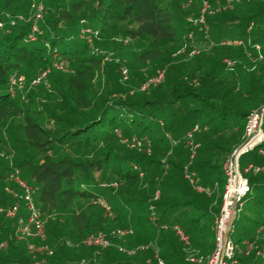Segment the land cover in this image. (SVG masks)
Listing matches in <instances>:
<instances>
[{"label":"trees","instance_id":"16d2710c","mask_svg":"<svg viewBox=\"0 0 264 264\" xmlns=\"http://www.w3.org/2000/svg\"><path fill=\"white\" fill-rule=\"evenodd\" d=\"M35 1L44 2L45 15L32 39ZM225 1L210 0L208 35L201 23L190 19L200 14L201 0L184 11L185 28L195 37L184 41L166 0H0V148L6 144L3 125L9 115L22 110L24 133L13 146L25 152L17 164L34 188L46 233L44 239L30 240L54 248L52 254L34 252L29 240L18 238V218L26 216L27 209L7 189V183L13 189L21 187L6 180L11 169L1 159L0 205L18 204L19 211L14 216L0 214V264H159L155 244L165 264H194L186 247L206 254L214 249L213 223L226 181L223 162L244 141L253 107L264 106V47L261 57L254 46L264 43V0H234L217 8ZM234 7L241 14L232 12ZM86 19L94 29L93 38L102 45L109 46V41L121 36L143 40L139 56L125 64L128 81L139 91L123 85L119 63L89 52L86 39L78 36ZM235 26L243 27L240 33L232 32ZM226 38H241L244 43H224ZM186 42L188 52L194 44L200 50L193 55L178 52ZM54 52L68 60V67L54 65ZM35 64L39 74L50 66L56 72L53 91L48 92L56 102L51 109L54 127H48L34 107L24 109L21 97H14L8 88L14 74L28 73L26 81L31 83L38 73L31 76L28 69ZM142 65L147 72L143 67L140 71ZM163 68L162 81L140 88ZM98 77L103 78L99 85ZM112 88H122L126 95L112 99L108 96ZM196 124L199 128L194 130ZM10 127L11 133L16 126ZM189 131H194L199 143L193 158ZM132 137L142 138L143 144L131 145ZM263 150L264 140L241 154V168L264 164ZM38 155L42 161L33 164L31 159ZM245 174L251 191L244 196L243 206L251 204L257 213L239 215L242 206L234 223L246 220L258 231L248 238L245 249L237 248L236 264H264V229L260 230L264 170ZM216 185L218 194L210 195L206 188ZM175 224L189 235V244ZM120 227H132L133 232L114 233ZM101 232L112 239L110 246L85 241Z\"/></svg>","mask_w":264,"mask_h":264},{"label":"built area","instance_id":"2783aa9c","mask_svg":"<svg viewBox=\"0 0 264 264\" xmlns=\"http://www.w3.org/2000/svg\"><path fill=\"white\" fill-rule=\"evenodd\" d=\"M234 0H226L225 3L219 2L217 8H225ZM192 2V0H189ZM210 0H201V9L200 14L197 17H191L190 19L195 23H201L203 25V29L208 35L209 24L206 21V15L210 8ZM33 6L35 7L34 12V24H33V31L31 33V38L36 39L35 31H39V20L44 16L45 4L43 1L34 2ZM22 18V15H20ZM15 22V19L12 20ZM83 30H90V27H87ZM189 38L195 39L193 31L188 34ZM88 38L91 40L92 38L88 35ZM89 41V40H88ZM210 44H213L211 39L209 40ZM224 43H234V44H243V39H228L223 40ZM188 46V42H186L181 48L178 49V52H182V50H186ZM256 49L262 50V43L257 42L254 44ZM200 50L199 46L196 44L193 45L192 49L189 52V55H193L194 53ZM260 56L262 57V52H259ZM56 58L53 60L55 66L63 68L62 64L58 63L57 55L58 52L54 54ZM229 63V59H227ZM49 68L44 69L41 74H39L35 79L34 82L40 81L42 78L46 76L48 73ZM122 75L124 79H128L130 76L129 68L127 65H122L121 67ZM166 69L163 68L159 70L156 74L150 76L147 80H145L140 88L147 89L151 84H157L158 82L162 81L165 78ZM13 80L15 83H22L24 81V77L21 75H13ZM264 106L257 107L253 109L247 118L246 123V133H245V140L238 146L234 148L225 158L223 162V168L226 175V181L224 183L223 191H222V205L219 212L215 215L214 220V229H215V240L216 244L214 249L208 254H202L201 252H191L188 256L189 260L193 261L194 264H236L237 257V244L233 241L231 237V231L234 225V219L237 213L242 209L243 206V198L244 196L251 191V185L249 182L248 177L246 176L245 172L249 170H254L256 172H260L264 170V164H255L250 163L248 166L244 168V170L240 166V156L241 154L252 150L257 145H259L264 140ZM199 128V124L194 126V130ZM194 131L188 132V142L191 148V158H193L196 154L197 147L199 146L198 142H195L193 136ZM127 140V138H126ZM143 144V139L139 137H132L131 145L133 146H141ZM262 150V149H261ZM264 151V150H263ZM190 176V173H187ZM9 179L11 181H16L21 190L13 189L10 185L7 186V189L12 191L17 197L22 199L25 202L27 215L20 214L18 218V224L16 227V234L18 238H24L29 240V248L32 251H43L47 252L48 254H52L54 252V248L51 247L49 244L41 242L36 244L35 242L31 241L30 239L40 236L43 239L46 237L45 228H44V220L41 216V210L39 206L35 203L33 198V191L34 188L30 185L21 175V171L18 168H15L11 171L9 175ZM193 180V177H192ZM106 184V183H104ZM203 188V187H200ZM207 191L209 190L206 189ZM159 191H157L156 197L158 196ZM107 209L111 211V207L106 205ZM152 212L151 217L155 218V210L154 205H151ZM19 205L16 204L14 206H1L0 213L5 212L7 215L14 216L18 215ZM234 216L233 222L231 223V219ZM164 227H168L167 224H163ZM177 232L180 234L181 238L184 240L186 244L190 243L189 235L183 230V228L179 224L174 225ZM264 229V223L261 224L260 230ZM133 232L132 227L126 228H118L114 230V233L118 235H126ZM86 242L100 246V247H108L113 242L110 236L107 233L101 232L98 234H93L88 236L85 239ZM146 245H142L145 247ZM149 246V245H147ZM123 248V247H122ZM133 252L134 250H129ZM154 256L159 264H165V259L160 255V248L159 245H154ZM151 260V258L149 259ZM39 261H36L35 264H38Z\"/></svg>","mask_w":264,"mask_h":264},{"label":"rangeland","instance_id":"374dc122","mask_svg":"<svg viewBox=\"0 0 264 264\" xmlns=\"http://www.w3.org/2000/svg\"><path fill=\"white\" fill-rule=\"evenodd\" d=\"M199 1L200 0H194L192 2H189V0H176V2H174L173 0H166V3L172 8V10L175 13V25L177 26L179 34L182 37H184V41L188 40L189 37H188V32L185 28L186 25H185V21L182 17V13L184 11H188V10L194 8L195 4L198 3ZM175 3H176V6L174 7ZM232 12H237V13L239 12L240 13L241 11L234 7ZM44 15H45V11H44ZM82 23H84V25L81 26L79 33H78V36H80L82 39H86V41L88 43V47H89V52H91L93 54H97L99 56H103L105 61H109V62L114 61V62L119 63V71H121L122 65L127 64V62H129L133 59V57L134 58L138 57L140 52L144 48L143 40L141 38L139 40L138 39L136 40V38H134L132 36H121V37H117L116 40L113 38L111 41H109V44H108L109 46L102 45L98 42L99 40H95L93 38L92 31H94V29L92 26H89L87 24L88 20L86 19ZM130 26L132 27V25H130ZM87 27H90V30H83ZM242 28H243L242 26H238V27L235 26L232 29V32L235 34L240 33ZM88 35L92 38L91 40L88 38ZM225 35H227V33H225ZM228 39H230V38H226V40H228ZM118 46H119V48H118ZM122 46H125V47H122ZM263 47H264V43H262V48ZM256 51L258 53L259 52L263 53V49L260 51H259V49H256ZM181 53H184L186 55L189 52L187 50H182ZM54 54H55V52L53 53V58H54ZM57 59H58V63L62 64L64 66L63 68H65V66L68 67V65H67L68 60L63 61L62 57H60L59 55H57ZM232 62L229 63V65L233 66L234 63H232ZM143 66L144 65L141 66L140 71L143 70L142 69ZM36 68H37V66L35 64V65H32L30 67V69H28V72L29 73L31 72V76L36 75L37 73L39 75L40 69L38 70ZM143 68H145L144 70L146 71V66ZM50 71H51V73H50ZM19 75H23L25 80L22 83H18V82L15 83V81L13 80V75H12L11 80L9 82V86H8V88L10 89V92L13 94L14 97H17V98L21 97V99L19 100L20 101L19 103H21V104L24 103V109H26L28 107V109L30 110V107H34L36 109V112H38L41 115L42 119L44 118L47 126L48 127H54V125H55L54 122H51L53 120V118L51 116V109H53L56 102L48 95V92L53 91V88H54L52 79H53V77L56 76L55 69L52 68V66H50L46 76L38 82H34V79L38 75H36L35 78L32 79L31 83L26 81V78L29 77L28 73H21ZM120 77H121V81H122L123 85L128 86V90H134V92L139 91L137 85L133 86L128 81V79L123 78V75H121ZM42 80H44V81H42ZM100 80L103 82L102 77L96 78L97 85H99ZM104 83H105V81H104ZM100 87H101V85H100ZM29 93H32V95L30 97L28 96ZM125 95H126V93L122 88H112V89L108 90V96L112 99L123 97ZM255 108H257V107H253V109H255ZM20 111H22V110L19 109V111L15 112V113H12V114L10 113L11 115H9L10 117L7 119V124L3 125L4 132H3L2 136L4 137V141L6 142V144L3 146L2 149L0 148V162L2 159L5 161V163H7L8 169H11V171H13L15 168H18V169H20V171L22 173L24 171H22L23 169L21 167H19L17 162H18V157L25 155V152H21V150L19 148H16L13 146L14 143L17 144L19 136L20 135L22 136L24 133L23 132V130H24L23 122H25V119H24V116L21 115ZM12 125H14L16 127L10 133L9 127ZM230 131L231 130H228V131H226V133L230 135ZM239 135H242V134H239ZM241 143L235 145L232 150H234V148L236 146L240 145ZM32 151H34V150H32ZM1 156L6 157L7 159L2 158ZM31 161L33 162V164L38 163V162L42 161V156L41 157L39 156L37 158H32ZM11 171H10V173H11ZM27 173H29V172H27ZM9 174L6 177L7 178L6 180L11 181L9 179ZM7 184L10 185V183H7ZM185 185H183V186L185 187ZM222 187H223V184H222ZM208 188H209L208 192L210 195L212 193L218 194V185L212 186V188H210V187H208ZM208 188H206V189H208ZM95 201L96 200H93V202H95ZM104 203L105 202H103V205H104ZM1 206L3 207L4 205H0V207ZM256 213H257L256 209L255 210L251 209V204L246 203L243 206V212H239V215L242 214L243 216L244 215L255 216ZM56 216H57V214H56ZM257 231H258L257 226L253 225L251 222L246 221V220L245 221H239L237 223L236 222L234 223L233 229L231 231V237H232L233 241L237 244L239 249H245V247L248 246V238L250 236L254 235ZM193 243H194V241H193ZM194 245H196V244H194ZM186 249H187L186 251H187L188 255L191 252H194V251H192V249H190L188 247H186ZM194 253H196V252H194ZM202 254H206V253H202Z\"/></svg>","mask_w":264,"mask_h":264},{"label":"water","instance_id":"95a60500","mask_svg":"<svg viewBox=\"0 0 264 264\" xmlns=\"http://www.w3.org/2000/svg\"><path fill=\"white\" fill-rule=\"evenodd\" d=\"M234 216H235V214L233 215V217H232V219H231V220H232L231 223L233 222Z\"/></svg>","mask_w":264,"mask_h":264}]
</instances>
